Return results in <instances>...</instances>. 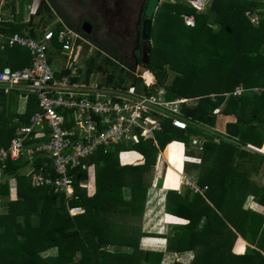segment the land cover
Wrapping results in <instances>:
<instances>
[{"label": "trees", "instance_id": "16d2710c", "mask_svg": "<svg viewBox=\"0 0 264 264\" xmlns=\"http://www.w3.org/2000/svg\"><path fill=\"white\" fill-rule=\"evenodd\" d=\"M48 1L53 5V0ZM50 11L47 0H41L36 14L48 15ZM187 15L194 16L193 23L186 22ZM253 16L258 17L257 24L252 22ZM73 27L93 39L81 26ZM7 30L19 29L11 24ZM29 34L38 36L33 29ZM99 44L112 58L135 67L120 45L111 41ZM20 50L26 54L24 64H30L31 52L22 47L0 52V67L6 64L4 54L18 59ZM147 67L158 79L151 92L165 87L168 100L194 99L192 104L181 106L180 117L187 121V127L173 125L172 116L157 115L162 129L156 132L155 140L139 137L94 154L89 162L96 169V192L87 194L78 182L87 173L76 170L70 204L83 209L74 215L69 214L63 195L31 186L22 173L27 161L7 159L4 167L0 163V264H162L166 251L179 256L192 254L188 262L173 264H264V216L244 208L250 195L264 205V184L252 178L264 167V152L260 150L264 142V92L226 95L237 86H264V0H209L204 11L187 1L164 3L153 18ZM109 68L110 80L122 73L114 60L105 57L97 66L89 61L86 76L97 71L105 74ZM5 97L0 92V100ZM29 102L24 122L38 110L33 97ZM220 114L235 117L227 122L225 133L212 129ZM2 127L0 145L13 133L11 128ZM193 136L202 141L201 150L193 143ZM184 145L187 154H200L196 181L208 188L204 193L190 188L182 193L168 191L166 211L178 221L171 223L163 236L165 250L143 249L140 240L148 234L133 221L143 219L148 189L157 178L152 173L157 154L167 146L162 154L169 163L165 188L177 189L186 159ZM125 150L138 151L142 158L122 165L119 153ZM35 160L37 171L55 175L51 159L39 156ZM10 177L18 182L16 199H10ZM167 219L175 222L169 216ZM248 233L257 247L235 254V242L239 236L248 240Z\"/></svg>", "mask_w": 264, "mask_h": 264}, {"label": "built area", "instance_id": "2783aa9c", "mask_svg": "<svg viewBox=\"0 0 264 264\" xmlns=\"http://www.w3.org/2000/svg\"><path fill=\"white\" fill-rule=\"evenodd\" d=\"M0 1L3 5L4 0ZM251 20L258 23L257 16ZM56 23L55 29L45 28L37 37L19 33L7 35L0 31V51L19 46L33 52L32 62L25 68H0V85L5 92L15 89L22 92L25 99L33 97L38 104V110L30 115L28 123L16 127L9 146L0 147V163L20 158L34 162L39 156L51 159L55 175L41 173L34 165L24 174L32 187L48 188L63 195L69 214L74 215L83 209L70 204L75 195L76 170L89 171L90 158L99 151L108 152L115 144L132 142L139 137L155 140L156 132L162 129L159 115L172 116L173 125L185 129L188 123L180 117L183 116L181 106L191 104L193 99L168 100L165 87L151 92L158 79L150 68L138 69L136 74L135 68L99 49L64 18L57 16ZM85 47L90 52L99 49L105 57L114 60L122 73L111 80L108 77L111 72L104 78L99 71L87 77V65L82 60ZM60 56V70L64 73L58 77L51 57L60 59ZM249 90L264 92V86L251 89L237 86L226 95L240 96ZM35 138L43 140L31 143ZM193 143L202 146L198 139ZM260 150L264 152V142ZM182 184L194 193H204L208 188L185 175ZM79 185L86 187L87 180H80Z\"/></svg>", "mask_w": 264, "mask_h": 264}, {"label": "crops", "instance_id": "0c3cea01", "mask_svg": "<svg viewBox=\"0 0 264 264\" xmlns=\"http://www.w3.org/2000/svg\"><path fill=\"white\" fill-rule=\"evenodd\" d=\"M19 2H21V3L24 2V4H25L24 6L25 7L23 6V4L19 5ZM40 3H41V0H4V4L2 5L1 1H0V14H1V17H2V23L0 24V31L4 32L7 35H11L13 33H19V34H22V35H26V36L32 37L29 34V31L31 29H33L36 32H38L39 30L37 31L36 26H35V24H33L34 22L30 18V16L28 15L29 13L27 12L26 8H29V6L30 7H32V6L35 7L37 5V7H36V12H37V9H38ZM47 3H48V5H49V7L51 8L52 11H50V13H48V15L44 14V13L42 15H45V17L46 16H50L49 18L52 17L54 22H55L54 26H56L57 25V23H56L57 16L62 17V18H65L66 16H64L63 14H61L57 10V9H59L58 8L59 6L57 5L56 0H53V5L48 0H47ZM197 5H199V4H197ZM56 7H57V9H56ZM36 15H38V14H36ZM50 20L51 19H49L48 22H46V24H45L46 28H50L51 27L50 26ZM64 21L68 25H70L65 19H64ZM11 24L12 25L15 24V27L17 29H19V30H14V31H8L7 30L6 31L7 28H10ZM72 25L74 26V24H72ZM72 25H70V26H72ZM78 25L81 26L80 23ZM42 31L40 30L38 32V35L41 34ZM98 47H100V46H98ZM16 48H21L22 49V47L16 46V47H13V48H8L7 50H12V49H16ZM7 50H5V51H7ZM20 51H19L20 52L19 53V58L18 59L15 58V60H14V61L18 62V64H21L20 67L13 68L12 66H10L11 63H10V60H9V58L7 56H9L10 58L12 56L9 55V54H4L5 57H6V59H5V63L6 64L3 67H10L12 69H22V68H25V67L29 66L31 63L27 64V65L24 64V63H26L25 59H24L26 54L24 52H22V50H20ZM0 52H4V51H0ZM30 52H31L32 59H33V52L32 51H30ZM22 58H23V60L20 62V60ZM32 59H31V62H32ZM60 59H61V56H60ZM53 60L54 59L52 58V60H51L52 64H53ZM60 62H62V60ZM94 62L96 63L95 60H94ZM3 67H0V68H3ZM60 68L61 67L54 68L56 70V75L58 77L61 76L64 73L63 71L60 70ZM146 68H149V67H146ZM0 92H3V93H5L6 96H8L6 99L3 98L2 100H0V105H2V108L0 110V127L3 126L2 127L3 129L11 128L12 131H13L12 135L9 138L10 141L8 140V142L6 141L5 144H1L0 147H8L10 142H11V139H12L11 137L14 136V131H15L16 127L21 125V124H26L29 121V118H28V121L24 122L23 119H22V116L26 113L28 105L31 103V102H29L31 97L25 99V98H23L24 97L23 93L18 91V90H15V89L10 90L9 92H5L4 91V87L2 85H0ZM234 119H235L234 116L220 114L219 117H218V120H217V126L218 127L216 126L217 127L216 129L218 131H221V132L225 133L227 122L233 121ZM212 129H215V128H212ZM35 139H39V138H35ZM41 140H43V139H39L37 141H31V143L32 142H34V143L40 142ZM128 143H130V142H128ZM199 148L201 150L200 146H199ZM161 152H163V150H161ZM183 153H184L185 157H187V159H185L184 162H183L182 172L184 173L187 169H188L187 170V172H188L189 168H191L192 166H195V165L193 164L194 162H192V160H191V158H193L192 155L191 154H187L185 145H184ZM119 156H120V163L122 165H125V164H128V163L131 164L133 162V159H135V158H139V159L142 158V154L140 152H138V151H135V150L121 151ZM162 158H164L163 155H162ZM188 158H189V160H188ZM35 161H37V160H35ZM160 161H161V159L156 161V162L160 163ZM166 161L167 160H165V158H164V162H166ZM43 163H45V160L43 161ZM32 165H34V167L36 168L35 162H26L25 167L22 169L23 175H25L24 173H26L30 169V167ZM95 172H96V169H95L94 165L90 164V170L86 171L87 176L84 177V178L83 177L79 178V181L80 180H84V181L87 180V184L88 185L86 187H83V186H81V187L86 189L88 195H93L96 192V180H95L96 173ZM1 173L3 174V170L0 169V176H1ZM260 173H261L260 171L258 173H255L252 176V178L255 177L253 179L257 183L262 185L264 183H261V175H260ZM156 175H157V173H156ZM166 175H167V172L165 173V175L162 174V176H159V179H161V180L158 181L157 187H152V188H158L159 187L158 190H162V192L164 193L163 194L164 198L161 199V201L163 203L160 205V208H159L160 209V213L163 214L162 216L164 218V223L162 225L156 226L155 232H152L154 230H149V228H146L144 225L143 226L141 225V228H142L143 232L148 234L147 236L142 237V239L140 240V246L143 249H159L160 250V249L164 248L163 250H165L166 239L163 236L168 232V230L170 228V224L171 223H177V221H178V220H176L174 218L173 215L168 214L167 211H166L168 191H177L178 193H182V192H184V190H187L188 187L187 186H183V184H182L179 189H171V188H167L166 189L165 188ZM195 175H190L189 176V174H188V175H185V176H187L188 178L189 177H191V178L194 177L195 179H197L198 174L195 173ZM25 176H27V175H25ZM160 183H161V185H160ZM17 184H18V182H17L16 178H14V177H10L9 178L10 199H16L17 198V191H18ZM152 188L150 187L148 189L149 193H147L148 196H147V199H146V204L149 201V199L154 200V198L151 197L152 194H150ZM155 191H157V189ZM125 195H126V197H128L129 196L128 192H125ZM249 197H251V199H249V198L246 199V201L244 203V208L245 209L246 208L247 209H251V210H253V211H255V212H257V213H259V214L264 216V205L261 204L259 201H257L253 197V195H250ZM1 201H2V198L0 197V204H1ZM254 204L257 205L256 209L251 208V205H254ZM146 206H148V205H145V211H144L143 216H145L146 211L148 210L146 208ZM1 209H2V206H1ZM160 215H158V216H160ZM168 216L170 218H172L175 222L167 221V217ZM180 221H182V220H180ZM161 228H163V229L161 230ZM156 230H161V231H156ZM247 239L248 240L244 239L242 236H239V238L237 239V241L235 242V244L233 246V252L235 254L241 255V254H244L246 252L247 248L255 249L257 247V246H255L253 244L252 236H251L250 233H248ZM238 244H239V247L237 248ZM262 246H264V242H263ZM179 257H182V256H179L175 252H169L168 253L166 251L164 259L162 261V264H173L175 261H183Z\"/></svg>", "mask_w": 264, "mask_h": 264}, {"label": "rangeland", "instance_id": "374dc122", "mask_svg": "<svg viewBox=\"0 0 264 264\" xmlns=\"http://www.w3.org/2000/svg\"><path fill=\"white\" fill-rule=\"evenodd\" d=\"M186 1L189 2V3H191V4H193V6L197 7L199 11L206 10L207 3L209 2V0H204V1L201 0L200 3H199V5H197V4L195 5L192 0H161V2L158 5L156 11H158L159 8L164 3H179V2H186ZM56 2H57V5L59 6L58 7L59 9H57V7H56V9L61 14H63L64 16H66V18L68 20H70L72 22V24H74L75 26L79 24V18L81 16L84 17V18L91 17L90 14H89V12H88V10L90 8L96 10V7L95 6H92L91 7L90 4H87L86 5V4H83L82 2H78V0H56ZM21 4H23V6L25 5L24 2H22V3L19 2V5H21ZM36 7H37V5L35 7H33V6L30 7L29 6V8H26V9H27V12L29 13L28 15L30 16V18L34 22L33 24H35L37 31L38 30L39 31L40 30L41 31L44 30L46 28V25L45 24H46V22H48L49 19H51L50 20V26L55 29L57 27V25L54 26L55 25V22H54L53 18L52 17L49 18L50 16H46L45 17V15H36ZM93 19H95L96 26L99 28V31H97V33L94 36H92V38H93L92 39L93 40L92 42L95 43L94 45L97 44L98 46H100L99 43L102 42V41H106V42L111 41V43H113V44H118V45H120L121 50H123L121 52L124 53L128 57V59L131 61V58H132V54H131L132 53L131 52L132 45H131V43L124 42L122 36H119L118 35L117 37H115L112 33H109V31H110L109 30V26L105 22L106 20H104L101 15H99L98 17L93 18ZM185 19H186V22L187 23H190V21L192 19L191 18V15H187ZM110 34L112 35L111 37H110ZM112 37H115V38H112ZM99 49H101V48L99 47ZM99 49L98 50H95L94 49L92 52H90L87 47L84 48L83 54H82V60H85V64L87 66H88V62L91 61V60H93V61L95 60L96 62H98V65L102 63V60L105 58V55H103L100 52ZM15 56H14V59L13 58H10L9 56H7L9 58V60H10V63H11L10 66L13 67L15 65L16 67H20L21 64H18V62L14 61L15 58H16ZM53 59H54L53 60V66H54V68L61 67V62H60L61 59H57L55 57H53ZM22 60H23V58L20 60V62ZM143 67H144L143 64H139V66L136 65L135 66V69H134L135 70V73L137 74L138 73L137 72L138 69H141ZM111 69L112 68H109L108 69V72L105 73V75L102 74V77L104 78L106 76V74H110ZM94 73H96V72H94ZM174 74L175 73H172V76L171 77H173ZM150 78H151V76H150ZM7 97L8 96H6L5 99ZM193 101H194V99L192 101H190L189 103L192 104ZM1 108H2V105H0V110H1ZM216 126H217V124L215 125V127H212V128H215L213 130H217L216 128L218 126L217 127ZM209 128H211V127H209ZM194 139H196L195 136H193L192 140H194ZM193 146H195V145H193ZM166 147L164 148L163 152L160 151L157 154V161L160 160V159H161L160 162L163 161L162 154L166 150ZM119 155H120V153H119ZM191 155L193 157V158H191V160H192V162H194L193 164L195 166H192L191 168H189V171L188 172H187V170H188L187 169L183 173V175H188L189 174V176H190V175H195V173L198 174L199 164L201 162L200 154L194 151L193 154H191ZM186 159H187V157H186ZM119 160H120V156H119ZM188 160H189V158H188ZM128 164H130V163H128ZM168 166H169L168 161H166L164 163H157L156 162V164H154V168L152 170L153 171L152 173H153L154 176L157 173V175H156L157 178H156L155 183L152 184L151 188L152 187H157L158 181L161 180V179H159V176H162V174L165 175V173L167 172L166 169L168 168ZM172 168L175 169L176 168V165H174ZM260 172H261L260 173V175H261V183H264V167H261ZM183 175H181L179 177L177 189H179L180 186L182 185V177H183ZM253 178H255V177H253ZM185 181H186V179H185ZM160 185H161V183H160ZM154 189L155 190L157 189V191H155ZM158 189H159V187L158 188H152L151 189V193L150 194H152L151 197L154 198V200L149 199V201L147 202L146 205H148V206H146V208L148 210L146 211L145 216H143V219L141 221H140V219L133 221L134 223H136V225H139V226H141V225L143 226L144 225L146 228H149V230H154L152 232H155L156 226L162 225L164 223V218L162 216L163 214L160 213V209H159L160 208V205L163 203L161 201V199L164 198V195H163L164 193L162 192V190H158ZM248 198L251 199V197H248ZM251 208L256 209L257 208V205L256 204L251 205ZM0 210H1V206H0ZM158 215H160V216H158ZM167 221H168V219H167ZM162 229L163 228H161V230ZM161 230H156V231H161ZM115 248H119V247H115ZM50 252H52V251L51 250L50 251H47V254H49ZM191 257H192V254L191 253H187V255L183 254V256L182 257H179V258H181L182 260H184V262H188Z\"/></svg>", "mask_w": 264, "mask_h": 264}, {"label": "flooded vegetation", "instance_id": "af4514ba", "mask_svg": "<svg viewBox=\"0 0 264 264\" xmlns=\"http://www.w3.org/2000/svg\"><path fill=\"white\" fill-rule=\"evenodd\" d=\"M147 0H78L83 4L95 6L96 10L89 9L91 17H80L79 23L89 22L93 25V31L90 36H94L99 28L96 26V21L93 18L101 15L109 26V33L115 37L122 36L124 42L131 43V63L134 66L143 64V57L148 51L150 40H145L142 37V27L144 17L142 10L145 7ZM97 13V14H96ZM96 14V15H95ZM112 35L110 34V37ZM112 37V38H115ZM111 40V39H110ZM135 68V67H134ZM146 72V71H145Z\"/></svg>", "mask_w": 264, "mask_h": 264}, {"label": "water", "instance_id": "95a60500", "mask_svg": "<svg viewBox=\"0 0 264 264\" xmlns=\"http://www.w3.org/2000/svg\"><path fill=\"white\" fill-rule=\"evenodd\" d=\"M160 2H161V0H147L145 7L142 10V15L144 17L143 27H142V37L145 40L151 39L153 18H154L155 12H156L157 7L160 4ZM81 29L86 34L90 35L93 31V25L86 21L82 24ZM150 51H151V45L148 46V51L143 57L142 62H143L144 68H146L150 63Z\"/></svg>", "mask_w": 264, "mask_h": 264}, {"label": "bare ground", "instance_id": "6f19581e", "mask_svg": "<svg viewBox=\"0 0 264 264\" xmlns=\"http://www.w3.org/2000/svg\"><path fill=\"white\" fill-rule=\"evenodd\" d=\"M193 1H194L196 4H199V3H200V0H193ZM194 2H193V3H194ZM195 3H194V4H195ZM196 4H195V5H196ZM146 73H147V72H146ZM182 175H183V174H182Z\"/></svg>", "mask_w": 264, "mask_h": 264}]
</instances>
